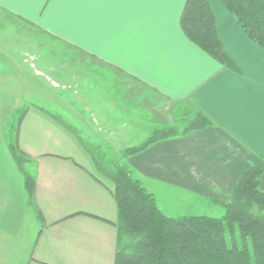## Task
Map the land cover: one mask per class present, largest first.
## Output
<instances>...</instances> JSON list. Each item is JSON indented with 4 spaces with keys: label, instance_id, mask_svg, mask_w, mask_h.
Wrapping results in <instances>:
<instances>
[{
    "label": "crops",
    "instance_id": "1",
    "mask_svg": "<svg viewBox=\"0 0 264 264\" xmlns=\"http://www.w3.org/2000/svg\"><path fill=\"white\" fill-rule=\"evenodd\" d=\"M210 2L236 70L223 67L186 37L181 27L185 0L111 5L0 0V13L58 43L66 59H43L49 72L78 78L69 66L71 55H79L80 62L111 71L113 83L135 80L164 101L205 113L210 126L161 139L123 161L159 206V193L178 201L186 195L196 209L228 201L246 170L264 171V50L221 0ZM17 50L0 43V264H115L114 185L98 171L81 135L60 116L31 103L18 135L35 178L29 201L24 175L9 149L1 91L4 75L11 73L6 66L28 81V57L33 61L41 54L30 47ZM81 124L83 132L90 129Z\"/></svg>",
    "mask_w": 264,
    "mask_h": 264
},
{
    "label": "trees",
    "instance_id": "2",
    "mask_svg": "<svg viewBox=\"0 0 264 264\" xmlns=\"http://www.w3.org/2000/svg\"><path fill=\"white\" fill-rule=\"evenodd\" d=\"M221 1L249 39L264 50V0ZM181 27L191 42L223 67L236 70L219 37L210 0H185ZM196 113L180 132L173 129L156 133L145 142L127 148L124 156L138 154L161 139L186 135L212 124L205 113ZM23 117L24 111L16 120H8L6 136L11 154L24 175L31 202L35 178L28 170L29 159L18 144ZM79 139L100 174L114 185L118 209L115 264H264L262 169L250 168L241 174L230 199L221 202L224 209L221 217H171L161 210L154 194L126 164L109 159L99 144H86L83 137Z\"/></svg>",
    "mask_w": 264,
    "mask_h": 264
},
{
    "label": "rangeland",
    "instance_id": "3",
    "mask_svg": "<svg viewBox=\"0 0 264 264\" xmlns=\"http://www.w3.org/2000/svg\"><path fill=\"white\" fill-rule=\"evenodd\" d=\"M0 43L14 46L18 49L17 52L23 50V47H30L41 54V58L33 61L28 57V64L25 67L32 73L26 76L28 81H23L12 73L11 65L6 66L7 71H11L4 75L6 82L1 91L6 124L12 118L16 120L28 103L40 105L66 121L84 138L86 144L99 143L107 152L109 159L123 164L126 158L124 152L128 146L139 145L156 133L173 129L180 132L188 124L187 121L197 114V111L186 103L175 104L162 100L135 80L113 83L111 71L88 62H80L79 55H71L69 66V70L78 73V78L70 74L65 75L66 73L61 71H47V68L50 70V66H44L43 59L54 63L66 59L62 51L56 49L58 43H51L46 36L37 33L33 28L2 13H0ZM6 55L12 54L7 52ZM21 61H24V57ZM83 69L87 72H83ZM89 69L92 71H88ZM36 70L39 71L38 77L34 76ZM68 77L75 80L71 82ZM82 121L90 128L84 129L85 133ZM107 127H110V130ZM110 133L113 135L111 136ZM99 139L104 140L97 141ZM158 196L160 208L167 216L221 217L224 213L220 204L192 208L193 205L186 195L183 201L171 200L166 194L159 193Z\"/></svg>",
    "mask_w": 264,
    "mask_h": 264
},
{
    "label": "snow or ice",
    "instance_id": "4",
    "mask_svg": "<svg viewBox=\"0 0 264 264\" xmlns=\"http://www.w3.org/2000/svg\"><path fill=\"white\" fill-rule=\"evenodd\" d=\"M69 3L78 4H97V5H111V4H128V3H169L170 0H68Z\"/></svg>",
    "mask_w": 264,
    "mask_h": 264
}]
</instances>
